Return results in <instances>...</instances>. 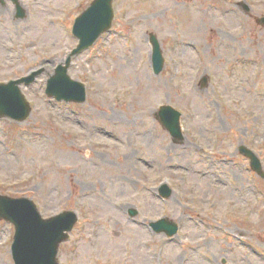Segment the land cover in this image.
<instances>
[{"label": "rangeland", "instance_id": "374dc122", "mask_svg": "<svg viewBox=\"0 0 264 264\" xmlns=\"http://www.w3.org/2000/svg\"><path fill=\"white\" fill-rule=\"evenodd\" d=\"M167 1L113 2L110 32L68 68L86 86L82 104L46 90L94 0H20L23 19L0 4V85L43 69L20 85L30 117L0 120V195L33 200L45 218L78 214L60 264H264V179L239 152L264 168V0ZM192 8L201 31L185 50ZM164 105L182 114L179 142L156 118ZM160 218L180 226L175 238L152 230ZM14 234L1 220L0 264H14Z\"/></svg>", "mask_w": 264, "mask_h": 264}, {"label": "water", "instance_id": "95a60500", "mask_svg": "<svg viewBox=\"0 0 264 264\" xmlns=\"http://www.w3.org/2000/svg\"><path fill=\"white\" fill-rule=\"evenodd\" d=\"M114 0H95L75 22L74 35L80 44L68 58L66 66L60 65L47 88V95L66 102L83 103L86 101L85 86L74 81L68 75V68L73 56L89 49L98 38L112 26L114 18ZM153 47L152 63L154 72L160 74L164 68L160 44L155 36L151 37ZM42 70L32 73L21 80L11 81L7 85H0V119L10 118L23 122L31 114V107L22 94L20 85H30L42 74ZM204 78L203 84L207 83ZM162 125L171 133L175 141L182 140L183 134L180 125L181 113L171 106H163L158 112ZM242 153L251 159L252 168L262 173L260 160L254 153L242 148ZM171 191L164 187L162 196L169 197ZM137 213L132 211L131 215ZM0 219L14 224L16 234L12 253L15 264H59L57 260L59 246L68 239L67 232L72 231L77 222L74 213L65 212L51 219H43L36 205L29 199H12L0 196ZM152 227L158 233L165 232L169 237L177 234L178 226L166 219L153 223Z\"/></svg>", "mask_w": 264, "mask_h": 264}, {"label": "bare ground", "instance_id": "6f19581e", "mask_svg": "<svg viewBox=\"0 0 264 264\" xmlns=\"http://www.w3.org/2000/svg\"><path fill=\"white\" fill-rule=\"evenodd\" d=\"M157 2H160L161 0H156ZM170 1V0H168ZM167 1V2H168ZM191 11H188L186 13H184V15H187L190 19H191V22L189 24V28H188V33L186 34H183L187 37V41L184 42V46H183V49H192L194 47V43L191 41L190 37H197L199 36L198 32L201 31L200 29H197L196 28V22L197 20L199 19V12H196V9L192 8L190 9ZM155 19V18H154ZM152 16H149V17H146L145 20L149 21L152 23V21L154 20ZM180 27V25L178 26ZM2 31H5V28L3 29L2 26L0 27V32ZM3 43L0 42V45H2ZM185 47V48H184ZM185 49V50H186ZM244 236V234H242ZM246 235V234H245ZM247 236V235H246Z\"/></svg>", "mask_w": 264, "mask_h": 264}, {"label": "flooded vegetation", "instance_id": "af4514ba", "mask_svg": "<svg viewBox=\"0 0 264 264\" xmlns=\"http://www.w3.org/2000/svg\"><path fill=\"white\" fill-rule=\"evenodd\" d=\"M7 2H11V3H12V1H11V0H8V1H6V3H2V2H1V0H0V4H1V5H4L3 7H7V5H6V4H7Z\"/></svg>", "mask_w": 264, "mask_h": 264}]
</instances>
